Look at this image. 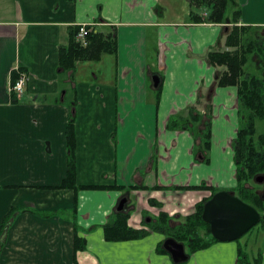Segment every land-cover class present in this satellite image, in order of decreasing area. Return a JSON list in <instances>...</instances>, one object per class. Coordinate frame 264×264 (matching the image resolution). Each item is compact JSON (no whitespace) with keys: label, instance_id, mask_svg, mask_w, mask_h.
Listing matches in <instances>:
<instances>
[{"label":"crops","instance_id":"1","mask_svg":"<svg viewBox=\"0 0 264 264\" xmlns=\"http://www.w3.org/2000/svg\"><path fill=\"white\" fill-rule=\"evenodd\" d=\"M240 1L239 25L264 27V0ZM166 2L0 0V231L15 210L1 238L0 264H176L159 251L165 235L151 231L146 217L188 216L212 194L177 187H236V86L215 89L209 150L187 129L168 126L173 116L188 118L199 92L214 83L217 69L207 53L226 49L227 24L195 22L192 14L204 19L208 11L193 9L186 18H166ZM82 24L114 33L116 51L78 61L68 99L60 47ZM108 57L110 73L101 63ZM19 68L28 75L21 97L11 92ZM154 75L161 77L159 87ZM71 100L77 101V184L123 189L57 188L67 175ZM136 184L145 188H129ZM124 197L129 225L149 234L107 241L104 225ZM75 226L85 250L75 251ZM256 235L264 251V221ZM239 247L219 241L183 264H237Z\"/></svg>","mask_w":264,"mask_h":264},{"label":"trees","instance_id":"2","mask_svg":"<svg viewBox=\"0 0 264 264\" xmlns=\"http://www.w3.org/2000/svg\"><path fill=\"white\" fill-rule=\"evenodd\" d=\"M197 4L208 3L212 10L208 17L202 19L198 14H192L195 22L225 23V44L226 49H212L207 53V60L210 65L216 67L215 80L206 93L199 92L195 106L190 108L189 117L173 116L169 120V128H183L190 131L195 140L203 144L209 150L212 138L213 103L212 98L217 87L236 86L238 89V112L240 125L237 135L232 142L234 161L237 168V185L231 190L245 202L254 206L261 214L260 222L264 221V196L259 193L253 184L256 177L264 175V132L257 134V120H264V29L260 32L256 28L262 26L239 25L241 10H234L232 17L228 18L226 10L228 0H196ZM79 27L70 29V39L67 45L60 47L59 71L67 84L75 91V73L77 62L81 60H98L105 52L116 51V36L114 33L105 35L92 30L88 35V46H82L77 42L76 35ZM253 62L255 64H249ZM255 65L257 72H251L248 68ZM24 69L19 68L13 71L15 82L19 73ZM66 77H65V76ZM68 92L69 90H63ZM66 97V96H65ZM66 99V98H65ZM66 101V100H65ZM71 108V116L66 128L67 141V175L57 188H72L76 192L85 189H123L119 185H78L77 159H76V112L77 101L71 100L68 103ZM204 108V112L200 108ZM209 159L206 158V161ZM130 189L145 188L144 185H133ZM176 189H210L212 194L197 204L193 214L182 217H173L162 212L158 218L146 217L144 224L151 231L165 235V239L159 245L161 253H170L164 248V241L173 238L183 243L187 254L190 256L198 250L206 249L219 242L211 232L210 225L203 219L204 204L219 189L208 186L205 183L197 186H180ZM15 210L7 214L0 231V242L10 219ZM131 210L116 208L104 225V235L107 241H127L140 239L149 234L144 228L136 229L129 225ZM259 222V223H260ZM258 223V224H259ZM256 224V225H258ZM255 225V226H256ZM254 226V227H255ZM251 230V229H250ZM249 230V231H250ZM75 251L86 249V240L78 235V228L75 226ZM262 249L251 253L248 248L240 246L238 249L237 264H262ZM179 264V263H177Z\"/></svg>","mask_w":264,"mask_h":264},{"label":"water","instance_id":"3","mask_svg":"<svg viewBox=\"0 0 264 264\" xmlns=\"http://www.w3.org/2000/svg\"><path fill=\"white\" fill-rule=\"evenodd\" d=\"M154 86L159 87L161 77L153 76ZM257 182L264 181V175L256 177ZM264 196V192H263ZM127 203L124 197L118 204L122 210ZM203 219L211 227L212 235L221 242H231L239 239L261 220L260 212L251 204L228 190L217 191L204 204ZM164 248L170 253L175 263H183L189 259L185 245L173 238L164 241Z\"/></svg>","mask_w":264,"mask_h":264},{"label":"rangeland","instance_id":"4","mask_svg":"<svg viewBox=\"0 0 264 264\" xmlns=\"http://www.w3.org/2000/svg\"><path fill=\"white\" fill-rule=\"evenodd\" d=\"M167 1V2H166ZM240 0H228V6H227V10H226V15L227 16H231L232 12L234 10H241L242 8V2ZM165 2L167 3V7H168V14L166 16V18H172L173 16H175V19H182V18H186V12L189 9H193L194 11L200 12V11H208L210 12L212 10V6L208 3H201V4H197L196 0H165ZM236 3V4H235ZM258 31H262L264 29V27H257L256 28ZM108 58H105L101 63L105 64L109 70H111L112 64L111 61ZM249 64H255L253 62H250ZM92 66L94 68H97V64L92 63ZM249 71H253V72H257L256 66L255 65H250ZM89 69V68H88ZM107 70V71H108ZM65 76V75H64ZM66 77V76H65ZM67 86L69 87V84H67ZM71 96V88H69V95L67 96L68 99ZM256 130H257V134H260L262 132H264V120H257L256 122ZM255 189L259 192V193H263L264 192V184L258 183V182H253ZM118 207V206H117ZM116 207V208H117ZM262 222H260L258 225H256L255 227H253L250 231H248L247 233H245L243 236H241L239 239L235 240V242H238L239 245L242 247L244 246V248H246L245 244L249 243V248L248 250L253 253H256L257 249H262L261 244V239L259 236L256 235L257 231L260 229ZM262 231V230H261ZM251 246H254L251 249ZM185 263V262H183ZM183 263H179V264H183ZM177 264V263H176Z\"/></svg>","mask_w":264,"mask_h":264},{"label":"built area","instance_id":"5","mask_svg":"<svg viewBox=\"0 0 264 264\" xmlns=\"http://www.w3.org/2000/svg\"><path fill=\"white\" fill-rule=\"evenodd\" d=\"M92 30L93 28L87 24L80 25L76 35L77 42L82 46H87L89 44L88 35ZM27 80L28 75L26 72H20L18 79L11 84V92L15 93L18 97H21L25 92Z\"/></svg>","mask_w":264,"mask_h":264},{"label":"flooded vegetation","instance_id":"6","mask_svg":"<svg viewBox=\"0 0 264 264\" xmlns=\"http://www.w3.org/2000/svg\"><path fill=\"white\" fill-rule=\"evenodd\" d=\"M208 13L206 12L205 15H207ZM257 182V181H256ZM258 183H261V184H264V181L263 182H258Z\"/></svg>","mask_w":264,"mask_h":264}]
</instances>
